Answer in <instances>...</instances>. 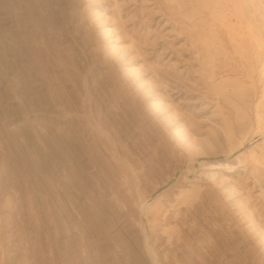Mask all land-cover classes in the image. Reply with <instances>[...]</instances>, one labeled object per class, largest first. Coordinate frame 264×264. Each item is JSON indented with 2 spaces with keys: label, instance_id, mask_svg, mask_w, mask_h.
<instances>
[{
  "label": "rangeland",
  "instance_id": "374dc122",
  "mask_svg": "<svg viewBox=\"0 0 264 264\" xmlns=\"http://www.w3.org/2000/svg\"><path fill=\"white\" fill-rule=\"evenodd\" d=\"M239 1L247 21L248 0ZM221 9L217 0H0V252L5 264L148 260L134 237L137 226L110 230L111 206L101 194L99 165L93 164L91 178L85 173L82 181L72 171L88 167L84 148L67 139L68 161L61 159L60 145H53L59 130L51 126L52 120L59 122L53 111L56 95L36 77L42 64L32 61L29 37L35 50L44 45L51 52L58 76L68 69L87 77L88 93L74 91V104L92 127L106 130L123 157L130 151L129 159L140 158L146 149L131 133L139 117L175 149L178 167L153 177L150 184L160 186L149 204L177 185L215 186L220 208L184 211L186 228L196 233L189 248L198 247L206 257L192 264H264V168L243 169L235 161L249 151L264 157V123L257 129L255 108L264 94V52L251 42L246 25L240 29L242 40L231 42L213 19ZM104 30L111 35L104 36ZM113 41L123 49L122 59L107 51ZM110 67L114 70L107 73ZM125 67L138 71L136 80L123 73ZM222 79L243 86L216 89ZM62 83L70 89L81 86L63 77ZM159 100L165 115L174 116L170 124L163 122L164 113L149 108V101ZM180 126L194 149L175 144L170 133ZM47 134L53 142L42 141ZM106 149L108 155L115 153ZM217 162L230 167L215 171L213 185L201 175V166ZM179 207L168 210L175 213ZM187 251L180 249L176 257H186Z\"/></svg>",
  "mask_w": 264,
  "mask_h": 264
},
{
  "label": "bare ground",
  "instance_id": "6f19581e",
  "mask_svg": "<svg viewBox=\"0 0 264 264\" xmlns=\"http://www.w3.org/2000/svg\"><path fill=\"white\" fill-rule=\"evenodd\" d=\"M217 2L222 5L221 14L218 19H213L216 21V26L226 31L229 40L231 42L241 41L244 36L241 34L240 29L246 25L250 31L249 39L258 50L264 52V0H248L249 10L247 21L244 6L241 1L217 0ZM230 17H234L236 22H231ZM214 20L212 21L215 22ZM212 21L211 23H213ZM20 24L21 22L18 21L17 26ZM103 35L110 36L111 33L109 30H104ZM25 40L28 49L32 50V61H38L42 64L41 70L37 73L36 77L47 82V92L51 96L56 95L53 101V111L57 114L59 122L52 120L51 126L59 127V130L58 133L53 134V145H60V157L62 160L66 158L68 161L72 159V155L64 148L67 139L70 143L78 144L84 148L86 155H89L88 167L82 168V166H77V170L74 169L72 171L73 176H79L82 181L85 173H88V176L91 178L92 172L90 170L93 164L97 163L99 165L97 167V174L103 175L105 185L102 188L103 192L101 194H103V197H108L107 203L111 206L108 212L109 216L111 215L110 221L108 222L110 230L115 227V231L121 233L123 229H130L133 226H137L138 235H134V237L141 242L142 253L149 260H147V264H188L194 259L203 262L206 257L202 256L200 249H197L198 247L196 249L189 248L192 237L196 233L186 228L187 223L184 221V216L185 212L189 210V207H194L195 209L202 208L204 210L218 208L220 206V200H217L215 186L206 185L207 188L191 186L187 188L186 186L177 185L175 190L170 189L166 191L153 203L149 204V200L158 191L160 186L159 184H150L153 177L161 171L164 174L173 173L178 167V160L175 158V149L170 148L169 145L163 142V139L157 133L158 130L156 127L141 124L143 118L139 117L140 120H138L137 125H135L131 133H136V136L140 137L146 149L141 152L142 154L140 153V158L134 160L129 159L127 155L130 151L123 157L120 154L118 144L112 140L106 130L100 125L92 127L88 121L90 117L88 116V118L83 115L81 110L77 109L76 104H74L76 103L75 99H78L76 96L73 97L74 91L76 94L78 91L79 93L84 91L82 94L88 93L89 85L86 83L87 77H80V74L78 75L75 72L72 75L68 69L64 71L63 76H58V72L54 70L51 62V52L44 45H42L41 50L40 48L39 50H35L30 37ZM107 51L118 59H122L124 56V51L118 46L117 41L109 42L107 44ZM73 67L72 65L71 68ZM26 69L28 70L27 67ZM37 70H39V67ZM113 70V67H110L107 73H112ZM123 73L126 76H132L135 80L138 77V71L135 68L125 67L123 68ZM261 74L264 75V63ZM62 77L73 83L79 81L81 86L78 88V85L75 84L73 85V89H70L65 83H62ZM91 78L95 79L94 77ZM141 82L140 84L138 83L139 89L144 88L145 81ZM228 84L233 83L229 79H222L220 83L213 86L216 89H220L222 85ZM240 86L243 85L236 87L240 89ZM148 94L149 92L145 93L147 97ZM260 98V101L255 106L256 124L259 130L263 128L264 123V117L261 111L264 94ZM38 104L40 109L42 105L40 103ZM93 105L95 110L99 109V106L95 102ZM149 108L156 113H164L163 122L167 124L171 123L170 121L174 116L165 115V108L160 100L156 103L149 101ZM78 118L84 119L79 120ZM49 129H52V127H49ZM31 130H35V125H32ZM62 131H68L69 134L64 136ZM229 133L232 134L230 130ZM170 134L175 139V144L194 149V143L188 137L184 126L173 129ZM153 138H157V144L154 143ZM42 141L44 143L53 142L50 141L49 134ZM104 146L111 151H115V153L112 155L106 154L107 149ZM235 161L243 169H246L249 165H251L254 171L264 168V157L255 151L244 153L238 156ZM201 167V175L208 182L216 185L218 177L215 171L218 169H229L230 163H206L202 164ZM77 186H79V190L82 189L80 183ZM178 206L180 207L175 213L169 212L168 209H173ZM183 208L185 210H182ZM261 242L264 243L263 234ZM183 248L188 249V251L186 253L184 252L186 257L183 254L179 260L176 257V252L180 251V249L183 250ZM0 258H2L1 263L5 264L2 251L0 252Z\"/></svg>",
  "mask_w": 264,
  "mask_h": 264
}]
</instances>
